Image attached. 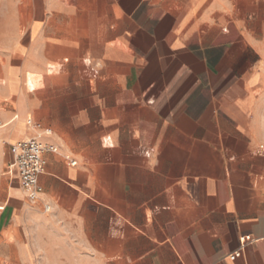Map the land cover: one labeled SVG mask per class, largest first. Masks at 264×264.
I'll list each match as a JSON object with an SVG mask.
<instances>
[{
  "label": "crops",
  "instance_id": "0c3cea01",
  "mask_svg": "<svg viewBox=\"0 0 264 264\" xmlns=\"http://www.w3.org/2000/svg\"><path fill=\"white\" fill-rule=\"evenodd\" d=\"M38 133L50 212L8 174ZM27 233L55 264H264V0H0V259Z\"/></svg>",
  "mask_w": 264,
  "mask_h": 264
},
{
  "label": "built area",
  "instance_id": "2783aa9c",
  "mask_svg": "<svg viewBox=\"0 0 264 264\" xmlns=\"http://www.w3.org/2000/svg\"><path fill=\"white\" fill-rule=\"evenodd\" d=\"M28 123L35 130H41L40 124H36L32 120H29ZM57 152L58 149L55 146L45 144L42 141V135L39 133L11 147L12 163L8 168V174L18 176L21 189L25 193L28 202L32 206L42 203L44 212H50L51 206L45 203L42 198L44 190L40 185V176L46 172V154ZM71 165H76V162H71ZM240 242L241 249L230 255L231 261L240 258L247 244L255 242V240L251 236H243Z\"/></svg>",
  "mask_w": 264,
  "mask_h": 264
},
{
  "label": "rangeland",
  "instance_id": "374dc122",
  "mask_svg": "<svg viewBox=\"0 0 264 264\" xmlns=\"http://www.w3.org/2000/svg\"><path fill=\"white\" fill-rule=\"evenodd\" d=\"M24 240L23 246L21 249L24 251V254L28 255V261H22L20 264H55V263H49V262H42V257L36 254L37 247L35 246L34 237L31 239V234L27 233L23 235ZM51 249V248H49ZM41 254V253H40ZM0 264H7L4 259H0Z\"/></svg>",
  "mask_w": 264,
  "mask_h": 264
}]
</instances>
